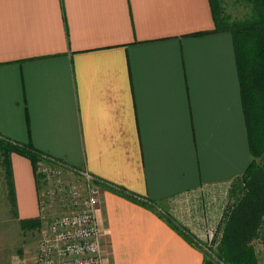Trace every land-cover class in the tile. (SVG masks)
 Instances as JSON below:
<instances>
[{"label": "crops", "instance_id": "crops-1", "mask_svg": "<svg viewBox=\"0 0 264 264\" xmlns=\"http://www.w3.org/2000/svg\"><path fill=\"white\" fill-rule=\"evenodd\" d=\"M214 30L209 0H0L4 215L38 220L40 179L13 150L30 145L96 179L104 264H202L214 223L168 205L251 162L232 36Z\"/></svg>", "mask_w": 264, "mask_h": 264}, {"label": "trees", "instance_id": "trees-1", "mask_svg": "<svg viewBox=\"0 0 264 264\" xmlns=\"http://www.w3.org/2000/svg\"><path fill=\"white\" fill-rule=\"evenodd\" d=\"M224 1L209 0V5L214 32L232 36L251 162L241 179L232 184L237 202L222 226L215 256L222 264H258L253 244L264 235V0H236L248 14L232 22L224 14ZM13 148L28 157L33 166L42 156L57 161L35 152L30 145ZM29 222L36 225L39 220ZM209 259L204 257L202 264H217Z\"/></svg>", "mask_w": 264, "mask_h": 264}, {"label": "built area", "instance_id": "built-area-1", "mask_svg": "<svg viewBox=\"0 0 264 264\" xmlns=\"http://www.w3.org/2000/svg\"><path fill=\"white\" fill-rule=\"evenodd\" d=\"M35 172L41 182L38 220L47 224L32 264H104L96 217L100 201L96 179L81 170L74 171L78 178L68 183L56 164L39 163ZM57 210L66 211L54 215Z\"/></svg>", "mask_w": 264, "mask_h": 264}, {"label": "rangeland", "instance_id": "rangeland-1", "mask_svg": "<svg viewBox=\"0 0 264 264\" xmlns=\"http://www.w3.org/2000/svg\"><path fill=\"white\" fill-rule=\"evenodd\" d=\"M235 1L236 0H225L222 5L224 14L228 17L229 22H232L234 20H242L248 14L247 9L242 7L241 4H238ZM41 158L42 159L37 161V163L35 164V169L37 164L39 163L52 167L53 164L59 165L62 168V172H60L62 174V177L68 183L78 178L77 174L74 173V171L83 170H70L61 162H54L50 158H47L45 156H42ZM244 184L245 183H242L241 185H243L244 189H246L247 185L244 186ZM226 188H213L204 190L203 192L201 191V194L197 199H194L190 202H187L185 204L174 202V205L172 203L168 205V209L170 211H173L175 209L180 213L185 208H191L193 210L202 212L206 211L204 213L207 219L206 224L209 223L210 226V222H213L214 225H212V229H210L208 232L200 234V251L203 255V258H210L209 260L212 259L215 262L217 261V264H222L216 259L215 256V252L217 253L218 247L217 242L221 237V229L224 225V222L229 216L228 214H231L237 202L234 198L233 186L231 185V187L227 190ZM65 211L66 210H57L54 215L64 213ZM7 212L10 213L11 211ZM46 224V222L41 223L39 221V223L37 222L36 225H30V222H21L14 216H11V213L8 216L4 215L3 209H0V264H32L36 255L37 245L40 240L41 232L46 227ZM262 229L264 231V226L262 227ZM262 234H264V232ZM259 238L261 239H257V243L253 244V251L255 252L258 264H264V235H261ZM214 241L216 242L214 243ZM212 242L214 243V245ZM208 243H212L211 250H213V252L209 250Z\"/></svg>", "mask_w": 264, "mask_h": 264}]
</instances>
